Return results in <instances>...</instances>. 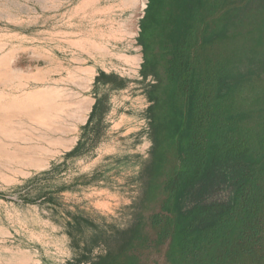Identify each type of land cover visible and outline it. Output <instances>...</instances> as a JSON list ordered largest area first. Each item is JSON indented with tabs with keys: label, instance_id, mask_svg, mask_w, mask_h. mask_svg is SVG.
<instances>
[{
	"label": "rangeland",
	"instance_id": "1",
	"mask_svg": "<svg viewBox=\"0 0 264 264\" xmlns=\"http://www.w3.org/2000/svg\"><path fill=\"white\" fill-rule=\"evenodd\" d=\"M146 3L0 0V93L72 95L69 129L52 132L61 143L14 159L0 154V264H24L21 255L32 264H89L134 222L152 145L154 80L140 73L137 42ZM87 69L90 82L82 80ZM19 117L28 123L20 134H32L38 124ZM207 186L184 198L183 209L231 198V183Z\"/></svg>",
	"mask_w": 264,
	"mask_h": 264
},
{
	"label": "trees",
	"instance_id": "2",
	"mask_svg": "<svg viewBox=\"0 0 264 264\" xmlns=\"http://www.w3.org/2000/svg\"><path fill=\"white\" fill-rule=\"evenodd\" d=\"M152 145L134 222L89 264H264V0H147ZM226 203L182 201L211 182Z\"/></svg>",
	"mask_w": 264,
	"mask_h": 264
},
{
	"label": "bare ground",
	"instance_id": "3",
	"mask_svg": "<svg viewBox=\"0 0 264 264\" xmlns=\"http://www.w3.org/2000/svg\"><path fill=\"white\" fill-rule=\"evenodd\" d=\"M125 2L133 8H136L137 6H143L145 0H125ZM133 59L136 63L137 60L139 61L140 57L135 56ZM3 65L4 61H0V66ZM93 73V69H87L85 73L86 76H84L82 80L90 82ZM51 91L55 90L50 89L49 92ZM65 93L72 97L70 92L64 91V94ZM24 94L7 96L0 93V154L6 157V159H14L26 155L30 156L34 153V149L44 148L43 144L61 143L59 141L61 139H54L52 132L69 129L66 128L63 123V116L70 112L67 110V105L71 97H65V100H57L53 94L48 93L44 95L42 91L37 90L30 93L25 92ZM89 108L90 105L88 104L86 109H83L87 111ZM53 110L56 112L53 113ZM79 111L76 110L74 115L78 121H83L86 116L80 114ZM20 115L28 117L32 125H35V123L38 124L35 126L36 128H34L32 134L30 130H27L28 136L27 133L24 136H22V133L20 134V127L28 125L27 122L20 119ZM33 137H35L37 141H31ZM17 140H21V143ZM71 141H74V138L71 139ZM19 258V261H22L24 264H32L25 255H21Z\"/></svg>",
	"mask_w": 264,
	"mask_h": 264
}]
</instances>
